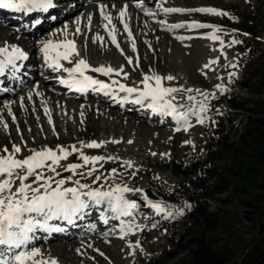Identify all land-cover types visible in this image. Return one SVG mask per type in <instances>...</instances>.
Wrapping results in <instances>:
<instances>
[{"label":"rangeland","instance_id":"obj_1","mask_svg":"<svg viewBox=\"0 0 264 264\" xmlns=\"http://www.w3.org/2000/svg\"><path fill=\"white\" fill-rule=\"evenodd\" d=\"M159 2L163 6L170 2L171 8L175 3L182 9L211 7L221 11V7L229 6L244 16L246 22L255 24V29L259 30L261 27L264 30V0H159ZM90 5L93 4L88 6ZM119 7L122 9L123 6ZM155 7L154 4V9ZM132 11L134 16H139V10ZM89 16L93 18L92 14ZM167 16L164 14L162 24L152 21V19L156 20L155 17L150 16V19L137 17L138 19H135L132 24L133 36L132 34L129 36L128 32L124 31L120 33L119 40L116 38L119 48L112 43L111 39V43H108L105 37L102 42L97 39V36L102 37L99 29L105 26L98 20V17L94 18L93 25L96 28L92 31L89 32V23H84L83 26L75 23L74 27H69L68 36L75 40L80 57L85 60L118 68L123 67L124 64L129 71L127 82L133 85L141 81L145 74L175 77L171 80L169 87L193 90L173 94L176 96L175 100L185 104L187 111L198 107L186 99L188 95L192 93L196 95V90L214 93L215 97H210L206 101L208 109L212 106L211 111L208 110L203 114L207 118L211 115L210 123L204 121L186 132L173 133L168 127L160 126L159 122L149 120V117L142 114H131L128 111L121 112L117 109L113 111L108 104H103L101 101L87 102L82 107L81 102L72 98H62L53 89L49 90L53 83L49 82L48 78L37 80V83L42 85L40 88L26 87L18 95H10L2 99L4 102L0 105V111H4V114L0 112V120L7 123V128L4 127V123H0V140L7 131H10L15 144L21 146L22 154L25 149L31 151L45 146L54 148L57 145L66 148H70L71 145L80 147L81 142L103 141L105 143L99 148L82 149L88 156L118 158L101 161L96 165L98 169L95 172L96 175L102 174L108 177L107 180L99 182L103 184L110 182L113 186L115 184L127 185L131 189L142 190L128 192L129 198L139 200L130 201L136 204V208L133 209L130 217L122 220L124 223L140 225V230L128 232V237L117 238L122 222L110 223L107 227H103L101 223L96 235L90 234L82 240L63 239L40 247L45 257H55L59 264H182L181 258L187 255L186 249H182L176 257L171 259H162L159 254L165 249H172L170 246L177 243L180 233L188 226L186 218L183 214H179V210L185 212L183 201L187 195L195 192L196 182L193 181L194 175L188 177L177 175L171 167L164 166V163L174 159L176 162L191 159L194 152L211 136L210 128L216 117L225 116L229 119L226 121V129L229 131L231 140L237 142L239 133L244 131L245 117L249 114L255 116L254 113L262 116L264 112V105L260 109L256 107L258 111L255 112L253 111L255 107L251 103L247 105V109L237 112L230 109L226 101V98H245L247 102L263 101L264 103V92L261 91L258 95L254 92L251 94L244 88H231L229 80L223 75L225 66L236 62L242 54L236 52L235 47L230 48L231 41L224 43L222 53L220 44L210 38L188 39V34L193 35L196 32L195 28L191 31V28H188L189 25H186L189 20L215 22L220 20L222 15L203 12H187L180 15L179 12H174L171 25H166L168 24ZM73 17L74 20L77 19L76 15ZM73 19L70 21L73 22ZM231 19L236 20L233 16ZM128 22L130 24L131 20L129 19ZM183 23V27H171ZM77 27L80 28L79 34L76 33ZM61 29L62 34H65V28ZM107 32L109 34V30ZM10 33V28L0 25V43L10 39H22L17 38L18 36L11 38ZM89 34L92 38H89ZM133 42L135 49L132 47ZM23 44L30 50H33L36 45L30 37ZM255 52L258 53V51ZM128 57L132 58L131 64L128 62ZM216 58H219L218 63L211 64L210 68L204 67ZM40 64L42 65V62ZM220 77L223 79H219ZM218 83L225 84L227 90L223 93L217 90L215 85ZM25 92L29 94L25 95ZM32 92L37 95L34 96ZM200 99L197 98V100ZM45 108L48 109L47 114ZM13 115L15 120H13ZM49 115L52 123H49ZM21 137L26 145L22 143ZM185 141H191V143H185ZM77 157H79L78 154H73L60 163L66 166L71 159L75 160ZM125 161H132V167H128ZM220 163L222 164L223 161ZM101 164L104 168L100 169ZM113 168L117 169L115 174L111 173ZM67 174L71 175L70 172ZM149 188H156L167 196V200L162 201L159 208L154 207L155 204H152L154 200H149L146 196V190ZM226 188L224 192L212 195L209 210L216 211L219 208L227 212L238 213V221L235 225L244 237V241L234 253V259L238 260L242 249L256 238L259 231L254 222L245 217V212L247 210H259L260 212V208L264 211V172L259 174L256 185L251 188L235 191L231 183H228ZM257 193L261 196L257 197ZM141 201L149 207L147 212L140 210ZM141 208L147 209L146 206H141ZM98 209V211L105 210L109 216L116 215L106 203L100 205ZM168 216L173 218L171 221L175 222V227L171 228L166 225L165 220Z\"/></svg>","mask_w":264,"mask_h":264},{"label":"snow or ice","instance_id":"obj_2","mask_svg":"<svg viewBox=\"0 0 264 264\" xmlns=\"http://www.w3.org/2000/svg\"><path fill=\"white\" fill-rule=\"evenodd\" d=\"M52 7H54L53 0H0V9L25 14L47 12ZM105 8L106 6H101V15L108 21V24H111V16L105 13ZM160 10L164 13L203 12L227 15V13L211 7L182 9L167 8L161 5ZM126 12L127 6L119 12V18L122 22L124 21ZM88 20L90 24L91 16L88 17ZM108 24L105 25L106 29H108ZM123 26L124 30L131 36L128 24L124 23ZM183 26V24H177L171 27ZM189 26L193 28L215 27L200 24L195 21ZM66 29L67 25H65V32ZM76 33H80L79 27H77ZM114 33L115 26L113 25L109 29V37L112 43L119 48ZM209 38L220 42L221 52L223 53L224 42L220 40V37L215 31L210 34ZM97 39L101 42L103 41V37L97 36ZM231 43H240V41L233 39ZM132 47L135 49L134 42ZM40 52L43 54L44 60L49 68L68 74L66 78L59 79L60 83L69 88L80 92L93 89L113 96L117 95L114 88H118L119 92L127 94L123 97L124 100L131 99L133 94H135L134 103L144 104L147 101L146 106L152 109L153 112L176 116L178 121L182 120L185 124V130L189 126L187 124L189 112L193 115H198V123H204L207 117L203 114L209 110L206 101L210 97H215L214 93L196 90L201 98L200 100H197L192 95H188L186 99L192 101L198 107L189 109L188 112H182L180 109L184 106L173 103L176 99V96L173 94L178 92H192L193 90L183 89L182 87L164 86V80L171 81L175 79L171 75L162 77L158 74H145L140 82L143 87L127 86L116 79H112L111 84L106 83L101 79L88 75V71L108 77H111L113 74L117 76L123 74L125 78H127V73L123 72L122 67L120 69H113L111 66L105 65L91 67L87 60L80 57L75 40L68 39L67 36L61 41L49 39L42 42ZM74 57H77V59L74 60ZM26 59V53L19 46L8 45L7 43L4 46H0V76L5 75L6 70L18 73L22 65L17 62ZM62 62H68L73 66L65 67ZM128 62L130 64L132 63L131 57H128ZM218 62L219 58H216L211 60L209 64H205L204 67L210 68L211 64ZM226 67L235 69L238 65L230 63ZM235 76L236 72L230 71L228 73V80L231 81ZM219 79H223V77ZM215 87L221 92L227 90V86L223 83H218ZM45 113H48L47 108H45ZM81 116H83L82 112ZM13 120H15L14 115ZM0 123H4V127L7 128L6 122L0 120ZM49 123H52L50 115ZM17 130L19 131V129ZM21 140L26 145L22 137ZM112 142L118 143L119 141ZM103 143L105 142H81L80 147L71 145L70 148L57 145L55 149L45 146L41 149L31 150L30 154L22 159L19 158V154L22 151L20 145L13 144L11 151L6 146L0 150V264H59L55 257H45L41 249L35 247L27 249L23 246H26L34 238L37 230H59L54 225H50L49 221L63 220L68 223H73L89 207L90 203L96 206L106 203L108 208L116 214L115 218L117 219L120 216L132 215L131 210L136 208V204L128 201L124 194L131 191H142L141 189H131L127 185L120 184H115L114 186L100 184L95 188L92 187V184H97L101 180L108 179V177L102 174L94 176V173L98 171L96 165L101 161H111L118 158L112 156H88L84 154L82 149L99 148ZM129 143H132V141H129ZM185 143H191V141H185ZM73 154H78L82 163H69L66 166L60 163L62 160H67ZM124 163L128 167H132V161H125ZM100 166L102 167V164ZM57 168H63V171L70 172L71 175L64 177L61 175V172L57 171ZM81 169H86V171H80ZM116 172L117 169L115 168L111 170L112 174ZM76 176L81 177V179L92 178L91 184L82 183L81 179H74ZM69 182H71L72 186H66ZM155 207L159 208L158 205H155ZM179 214H183L182 210H179ZM169 215H172V213H169ZM140 229V225L122 222L121 238L127 235L128 232ZM136 244L138 246L139 242L137 241ZM2 249H7V252L11 255L6 256Z\"/></svg>","mask_w":264,"mask_h":264},{"label":"trees","instance_id":"obj_3","mask_svg":"<svg viewBox=\"0 0 264 264\" xmlns=\"http://www.w3.org/2000/svg\"><path fill=\"white\" fill-rule=\"evenodd\" d=\"M242 24L238 26L241 28L245 26L247 30L253 31L252 23L244 21ZM255 69L244 85L250 91L260 94L261 91L264 92V55L259 59ZM258 75L259 80H254ZM246 104L248 103L237 102L234 107L245 109ZM263 105V101H254L253 111L257 112L256 107L260 109ZM254 115L248 116L245 129L240 133L237 142L231 141L229 135L222 134L221 128L217 131L219 132L217 136L212 138L207 151L198 155L187 166L183 167L181 163L175 162L171 164L174 171L184 175H187L188 171L194 173L198 169H203L205 175L198 176L203 183L202 190L199 191L201 194L193 197L191 206L193 212H190V218L193 220L190 224L191 229L184 231L176 245L177 250L167 252V258H173L180 249H186L187 255L181 258L182 264H264V211L261 208L260 212L259 210L245 212V217L254 222L259 231L252 245L249 248L246 245L242 249L241 255L248 248L240 261L234 259L236 248L244 241L243 235L238 232L239 228L235 225L238 213L219 208L216 211L209 210V197L224 192L228 183L233 184L235 191H243L255 186L259 174L264 172V112L262 116L255 113ZM218 160L224 161L221 168L216 164ZM214 177L213 182L207 183L208 179ZM256 196L261 195L257 193Z\"/></svg>","mask_w":264,"mask_h":264},{"label":"bare ground","instance_id":"obj_4","mask_svg":"<svg viewBox=\"0 0 264 264\" xmlns=\"http://www.w3.org/2000/svg\"><path fill=\"white\" fill-rule=\"evenodd\" d=\"M128 2H127V6H128V9L129 10H134V11H138L139 10V8H141V7H137V6H134L132 3H131V1L130 0H127ZM75 2V0H65V2L63 1V0H58V3H59V5H60V7H64L65 5L67 6V5H69V8L67 9V12H66V18H64L63 20H65L66 22L67 21H70L71 19H73L74 17V15H76L77 16V19L79 18V17H81V19H83V20H85V16H81V14H80V10H82L81 8V6H79L80 5V3H78V2H76L74 5H71L72 3H74ZM148 3H150L151 2V0H149V1H147ZM120 3H121V1H119V0H106V2L104 3V5L103 6H106V8H105V13L106 14H108V13H110V15H111V19H112V21H113V14L117 11V9H120L121 7H119V6H121L120 5ZM122 4V3H121ZM149 5V4H148ZM95 8H96V6H95ZM158 5L155 7V13L154 14H159L158 13ZM73 17V18H72ZM71 18V19H70ZM80 19V18H79ZM74 20V19H73ZM72 20V21H73ZM85 25V24H84ZM184 25V24H183ZM74 27V26H73ZM167 27V26H166ZM41 63V62H40ZM194 95H195V93H194ZM199 95L198 94H196L195 95V97H198ZM69 104V103H68ZM133 197V196H132ZM128 199V198H127ZM129 199H131V198H129ZM133 199V198H132ZM99 210V209H98ZM144 210H146V209H144ZM130 217V216H129ZM96 235V234H95Z\"/></svg>","mask_w":264,"mask_h":264}]
</instances>
